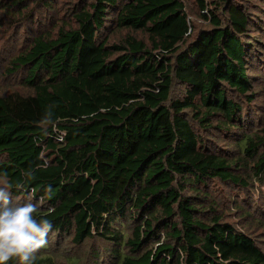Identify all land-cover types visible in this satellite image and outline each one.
Here are the masks:
<instances>
[{"label":"trees","instance_id":"obj_1","mask_svg":"<svg viewBox=\"0 0 264 264\" xmlns=\"http://www.w3.org/2000/svg\"><path fill=\"white\" fill-rule=\"evenodd\" d=\"M249 1L193 0L199 29L183 0H83L71 25L10 58L18 90L0 95V180L11 201L42 202L34 217L51 223L47 241L99 240L112 264H264L204 190L264 179V128L232 98L252 103L264 67L253 30L264 21ZM52 3L0 8L28 15ZM51 262L37 254L33 264Z\"/></svg>","mask_w":264,"mask_h":264},{"label":"rangeland","instance_id":"obj_2","mask_svg":"<svg viewBox=\"0 0 264 264\" xmlns=\"http://www.w3.org/2000/svg\"><path fill=\"white\" fill-rule=\"evenodd\" d=\"M82 1L53 0L52 6L48 9H43L40 5L31 6L28 15L26 11L16 14L14 11L7 12L0 8V95L13 89L18 90V75H13L6 69L10 58L25 49L30 43L29 38L40 31L71 25L72 12L78 9ZM183 1L191 21L199 29L205 27L204 22L193 17L196 12L193 0ZM263 2L264 0H251L246 3L248 11L255 15V21H264ZM261 28V30L258 27L253 28L257 37L264 36V26ZM137 36L141 37L139 34ZM116 37L117 35L113 34L111 39L115 40ZM262 42L264 43V39ZM255 68L261 73L254 79V101L249 104L245 97L235 95L232 98L244 108L242 114L251 115L253 126L264 128V67L258 65ZM180 92L181 89L176 87L175 94ZM195 130L199 132V126H196ZM199 133L210 146L221 150L225 148L223 140L217 139L214 133ZM3 184L4 182L0 180V186ZM204 190L209 192L211 200L215 202L216 215L221 216V221L250 237L264 251V179L258 181L254 177L251 178L250 185L246 189L211 183ZM27 202L33 203L36 207L42 204L40 201H30V196L26 199L15 198L11 201L12 204ZM128 226L126 224L123 230L128 231ZM45 248L47 250L39 251L37 254L50 256L51 264H112V258L107 252L109 246L99 240L86 241L75 247L68 242V239L67 241L57 240L52 235Z\"/></svg>","mask_w":264,"mask_h":264},{"label":"clouds","instance_id":"obj_3","mask_svg":"<svg viewBox=\"0 0 264 264\" xmlns=\"http://www.w3.org/2000/svg\"><path fill=\"white\" fill-rule=\"evenodd\" d=\"M37 207L31 203L12 204L10 186H0V264H33L36 254L47 245L52 225L47 219L37 220Z\"/></svg>","mask_w":264,"mask_h":264},{"label":"built area","instance_id":"obj_4","mask_svg":"<svg viewBox=\"0 0 264 264\" xmlns=\"http://www.w3.org/2000/svg\"><path fill=\"white\" fill-rule=\"evenodd\" d=\"M62 138H63V134H59V136L57 137V140H58V141H61Z\"/></svg>","mask_w":264,"mask_h":264}]
</instances>
